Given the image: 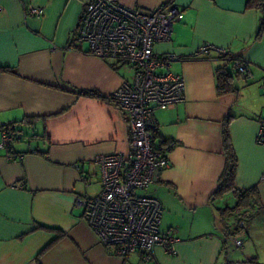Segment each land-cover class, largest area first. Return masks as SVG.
<instances>
[{
	"label": "crops",
	"instance_id": "obj_1",
	"mask_svg": "<svg viewBox=\"0 0 264 264\" xmlns=\"http://www.w3.org/2000/svg\"><path fill=\"white\" fill-rule=\"evenodd\" d=\"M89 1L0 0V142L6 127L22 130L9 151L0 147V264H264V145L256 141L264 122V34L255 39L260 11L247 0H120L144 11L172 1L180 11L170 40L154 50L177 57L170 69L182 75L185 99L154 112V144L174 146L169 165L142 192L161 202L160 231L178 241L173 255L156 247L144 261L139 253L118 257L76 205L77 197L100 190L93 158L129 152L127 115L108 95L133 70L75 40ZM28 4L42 7V15H26ZM206 43L244 59L250 74L236 75L213 51L197 54ZM219 67L234 76L232 91L217 92ZM225 127L237 161L235 187L257 190L232 214L224 211L236 205L232 191L214 194L226 164Z\"/></svg>",
	"mask_w": 264,
	"mask_h": 264
},
{
	"label": "built area",
	"instance_id": "obj_2",
	"mask_svg": "<svg viewBox=\"0 0 264 264\" xmlns=\"http://www.w3.org/2000/svg\"><path fill=\"white\" fill-rule=\"evenodd\" d=\"M25 13L39 17L43 8L28 4ZM179 14L172 1L144 11L124 6L120 0H90L75 27V40L85 43L90 54L126 63L133 70L131 78L123 80L108 95L127 115L129 152L127 155L119 152L96 155L93 161L100 169V190L97 194L76 198L87 225L103 244L113 247L116 255L123 259L131 253H139L142 260L149 261L156 247L173 255L178 241L175 236L160 231L161 202L142 192L157 181L161 170L169 165L168 153L174 146L173 141L159 146L153 144V133L158 129L154 112L185 99L183 77L170 69L171 61L177 57H161L154 50L157 42L170 40ZM210 51L228 60L238 73L250 74L248 63L223 47L206 43L196 53ZM260 89L264 93V78ZM13 139L4 129L0 147L9 151ZM256 141L264 145V122ZM8 157L12 159L13 155ZM236 244L240 245L241 240L237 239ZM228 264L250 263L244 260Z\"/></svg>",
	"mask_w": 264,
	"mask_h": 264
},
{
	"label": "trees",
	"instance_id": "obj_3",
	"mask_svg": "<svg viewBox=\"0 0 264 264\" xmlns=\"http://www.w3.org/2000/svg\"><path fill=\"white\" fill-rule=\"evenodd\" d=\"M246 6L248 8H256L260 11V18H259V24L257 28V32L255 35V39H260L262 34H264V0H247ZM223 59V58H222ZM228 61V60H227ZM229 63V62H228ZM236 75H244L240 74L236 71ZM233 75L227 71L224 67H219L216 69V79H217V92L219 94H223L225 92L232 91L234 89L232 79ZM83 95L87 96H93V97H99V93L94 90H83L81 92ZM6 131L12 135L15 139H17L19 136L18 134L22 133L21 129L14 128V126L6 127ZM158 133L155 131L153 133V144L154 141L157 139ZM223 139L225 142V152H226V164L223 169L222 174L219 177L218 185L215 190V195H220L224 193L225 191H232L233 195L236 197L237 202L236 205L233 207L225 208L224 211L227 213H234L238 209L240 205H242L247 197L250 195H257L256 188H248V189H239L235 187L234 184V177H235V170H236V157L231 149V145L228 138V131L227 127L223 130ZM168 141H164L161 139L159 143L160 145L165 144ZM155 145V144H154ZM159 146V145H156Z\"/></svg>",
	"mask_w": 264,
	"mask_h": 264
},
{
	"label": "water",
	"instance_id": "obj_4",
	"mask_svg": "<svg viewBox=\"0 0 264 264\" xmlns=\"http://www.w3.org/2000/svg\"><path fill=\"white\" fill-rule=\"evenodd\" d=\"M18 136H21L20 134H18Z\"/></svg>",
	"mask_w": 264,
	"mask_h": 264
}]
</instances>
